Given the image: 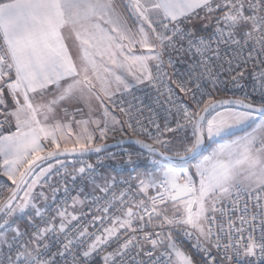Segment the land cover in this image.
<instances>
[{
  "label": "snow or ice",
  "instance_id": "1",
  "mask_svg": "<svg viewBox=\"0 0 264 264\" xmlns=\"http://www.w3.org/2000/svg\"><path fill=\"white\" fill-rule=\"evenodd\" d=\"M248 79L258 103L214 95ZM140 86L152 105L132 103ZM177 130L178 142L163 138ZM116 133L144 150L128 165L156 170L98 184L85 164L68 173L91 182L83 200L81 189L71 205L34 203L52 171L35 174L37 161L100 153ZM207 142L194 170L158 163L196 158ZM0 171L16 185L0 203V264H264V0H0ZM27 208V228L9 223Z\"/></svg>",
  "mask_w": 264,
  "mask_h": 264
},
{
  "label": "built area",
  "instance_id": "2",
  "mask_svg": "<svg viewBox=\"0 0 264 264\" xmlns=\"http://www.w3.org/2000/svg\"><path fill=\"white\" fill-rule=\"evenodd\" d=\"M176 67L183 70L182 64H177ZM243 87H233L231 83H228L226 86L222 88V90H217L214 95L217 98H243L245 93H247L251 100L255 103H258L260 100L258 93L252 92V83L251 80L248 79L246 81H242ZM135 95L139 98L138 100H133L132 103L140 105L141 107L152 105L153 99L155 97V92L151 90L150 88H145L144 86H140L139 89L134 90ZM118 102L123 99L125 103L128 100H131L132 98L130 96H123L121 97L119 94L115 98ZM141 101H143V104H141ZM152 114L145 108L142 120L145 124V126L148 128L150 132L153 134H156L157 130L154 125L148 123V117ZM156 121L160 124V128L163 129L165 121L163 119V113L156 115L154 117ZM171 127H175L174 122H170ZM129 136H131V133H128ZM190 135V131L188 133ZM173 135H183L182 132L177 130L175 133L171 132H165L163 134V137L165 136H173ZM133 137V136H131ZM136 138V137H133ZM140 139H145V137L141 136ZM135 152H141L137 149L133 148H120L111 150L108 152H105L100 155H96L89 158H74L68 160L67 166L65 167L67 169V172H65V168L61 170L59 173H57L55 176L50 177L47 179V184L44 185V194L48 197V200L45 202L49 205L55 206L58 203H67L68 205H71V198L76 197L78 193H80L81 189L83 192L80 194V199L83 200L85 195H87L91 190V182L90 181H81L79 178H77V182L74 183L71 179V177L68 175V173L72 172L73 168H79L84 166L85 164H91L92 165V176L95 178L96 182L106 173H109L112 178H114L116 181L123 182L128 181L129 183H136V170L139 167H152L153 165L145 160L140 159L136 165L130 166L125 161L127 160V154L128 153H135ZM109 154L114 155V159L109 158ZM90 186V187H89ZM124 185H121L123 187ZM56 187L59 189L55 194L52 192V188ZM67 188L68 191L65 192L64 189ZM89 188V189H88ZM119 191V188L117 189ZM135 191V189H134ZM8 189L5 182L0 178V203H2L5 198L8 195ZM98 194V193H97ZM149 194H155V189L151 190ZM53 195H55V199H53ZM139 195V194H137ZM39 203H43L44 201L40 198L37 200ZM83 209L81 212H79L78 215L81 216L83 222L84 220H87L89 218V215L92 212V209L89 206L88 201H85V203L82 205ZM71 207H69L70 209ZM72 223H76L75 221H72ZM28 227V224H27ZM26 227V228H27ZM93 228H89V231H93ZM151 230V229H146ZM184 243L186 245L190 246V242L185 240ZM147 248L148 246L145 245ZM97 264H99V261H97Z\"/></svg>",
  "mask_w": 264,
  "mask_h": 264
},
{
  "label": "rangeland",
  "instance_id": "3",
  "mask_svg": "<svg viewBox=\"0 0 264 264\" xmlns=\"http://www.w3.org/2000/svg\"><path fill=\"white\" fill-rule=\"evenodd\" d=\"M78 119V118H77ZM80 130H79V128L75 125V124H73V133L75 134V133H78ZM236 132H239V130H237ZM235 132V133H236ZM74 134H71V135H69L71 138V140H74L75 139V135ZM180 136H182V135H180ZM180 136H178V135H173V136H165V137H163L164 139H166V140H169V141H172L174 138H175V140L178 142V140H179V137ZM127 137H131V136H129V134L128 133H124V134H122V133H116L115 134V137L113 138V136L110 134L109 135V138L108 139H106L105 141H103V143L104 144H107V143H110V142H114V141H118V140H122V139H124V138H127ZM97 143H100V141L99 140H97L96 141ZM69 147H72V144H69L68 145ZM210 146H211V148H212V145H211V142H207V150H209V148H210ZM207 150L203 153V155L199 158V159H197L198 161L197 162H199V160L200 159H203V156H205V155H208L209 153H210V151H211V149H210V151H208V153H206L207 152ZM205 154V155H204ZM196 162V163H197ZM67 163H68V160H62V161H59V162H54V163H51V164H49V165H51L52 166V171L46 176V177H44V178H42V183H43V181L46 179H48V178H50V177H53V176H55L57 173H59L61 170H63L66 166H67ZM158 163H162V164H164V165H166V166H171V167H177V166H175V165H168V164H166V163H163V162H160V161H158ZM196 163H194V164H192L191 166H186V168H189L190 170H194V165L196 164ZM49 165H47V166H45V167H43V168H48L49 167ZM61 165H63V167L61 166ZM42 168V169H43ZM139 168H141V167H139ZM42 169H40L36 174H39V172L42 170ZM156 169H154V166H152V167H145L144 169H140V170H138L137 172H136V174H137V176H143L144 174H151L153 171H155ZM0 178L5 182V184L7 185V189H8V195H9V193H10V189H13V187L15 186L9 179H8V177L7 176H5L4 174H3V172L2 171H0ZM102 178H112V176L109 174V173H106V174H104L98 181H97V183L99 184V183H103V180H102ZM90 187V186H89ZM91 188V190H92V186L90 187ZM89 189V188H88ZM151 190H153V189H150V191ZM24 191H26V188L24 189ZM24 191H23V193L21 194V196L19 197V199H18V201H17V203H20L21 202V198H23V196H24ZM41 191H43L44 192V189L43 188H41V187H39V186H37V188H35L34 189V191H33V193L31 194L32 196H33V198H34V203H36L37 204V206H41V205H43L44 203H45V201L43 202V203H39V202H37V200L39 199V197L37 196V193H39V192H41ZM45 193V192H44ZM7 195V196H8ZM81 206V205H80ZM82 207V209H83V206H81ZM80 207V208H81ZM82 209H81V211H82ZM78 211H77V214H79V212H81V211H79V209H77ZM72 211V208H70L69 209V212H71ZM25 212H26V215H17V216H15V217H13L10 221H9V223L11 224V225H13V226H15V227H19L21 230H24L25 229V227H24V225H27L28 224V220L29 219H35V217L33 216V210L31 209V208H27V209H25ZM24 224V225H23Z\"/></svg>",
  "mask_w": 264,
  "mask_h": 264
},
{
  "label": "water",
  "instance_id": "4",
  "mask_svg": "<svg viewBox=\"0 0 264 264\" xmlns=\"http://www.w3.org/2000/svg\"><path fill=\"white\" fill-rule=\"evenodd\" d=\"M135 139L136 138H133V137H127V138L122 139V141H123L122 143L118 142L121 140L107 143L106 149L102 150L100 153H95V152L87 153V154L63 153L59 157H51V158H46V159L41 160V161H37L36 164L33 165V168L35 169V174H36L40 169H42L43 167H45L51 163H54V162H58V161H62V160H69V159H74V158H89V157L100 155V154H103L105 152L115 150V149H120V148H133V149H137L141 152L144 151L139 145H137L133 142ZM206 150H207V144H206V147L203 150V152L200 155H198L196 158L180 159V160L173 158V159L169 160V159H166L164 157H160L158 159V161L166 163V164H170V165H175V166L187 165V164H190L193 161L199 159ZM15 187H16V185L13 188H15ZM24 189L25 188L22 187L20 190H18L17 199L14 201L15 203H17V201H18L19 197L21 196V194L23 193ZM10 195H11V192L9 193L8 196H10ZM7 197L5 198V200L7 199Z\"/></svg>",
  "mask_w": 264,
  "mask_h": 264
},
{
  "label": "trees",
  "instance_id": "5",
  "mask_svg": "<svg viewBox=\"0 0 264 264\" xmlns=\"http://www.w3.org/2000/svg\"><path fill=\"white\" fill-rule=\"evenodd\" d=\"M241 134H243V133L240 132V131L235 133V135H241ZM210 149H211V146H210L209 150H207L206 153H208V151H210ZM204 155H205V154H204ZM197 161H198V160H195V161H193L192 163L187 164V165H178L177 167H183V168H186V166H191L192 164L196 163ZM168 165H170V164H168ZM144 168H145V167L137 168L136 172H137L138 170H140V169H144ZM23 225H24V224H23ZM24 227L26 228L27 225H24Z\"/></svg>",
  "mask_w": 264,
  "mask_h": 264
},
{
  "label": "crops",
  "instance_id": "6",
  "mask_svg": "<svg viewBox=\"0 0 264 264\" xmlns=\"http://www.w3.org/2000/svg\"><path fill=\"white\" fill-rule=\"evenodd\" d=\"M118 2H119V0H118ZM69 44L71 45V42H69ZM77 118L79 119L80 117H79V116H77ZM70 138H71V137H70V136H68V139H69V141H70V142H69V144H71V141H72ZM60 143L63 145V140H61V141H60ZM81 206H82V205H81ZM81 206H78V207H77V209H79V211H81V209H82V207H81ZM80 207H81V208H80ZM77 211H78V210H77Z\"/></svg>",
  "mask_w": 264,
  "mask_h": 264
}]
</instances>
